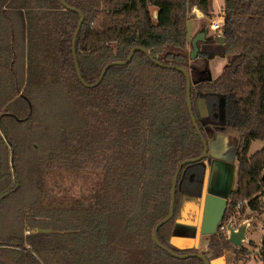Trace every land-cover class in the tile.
<instances>
[{"label":"trees","instance_id":"trees-1","mask_svg":"<svg viewBox=\"0 0 264 264\" xmlns=\"http://www.w3.org/2000/svg\"><path fill=\"white\" fill-rule=\"evenodd\" d=\"M64 1L84 17L75 55L86 83L135 46L190 70L188 8L205 14L211 2ZM222 14L218 32L227 63L216 80L191 84L192 110L204 139L207 127L237 136L236 184L222 221L248 198L264 222V147L249 154L253 140L264 141V0H223ZM78 20L60 0H0V264H203L198 257L175 258L152 240L153 227L168 213L177 165L203 147L187 109L184 74L136 50L128 63L111 65L98 85L85 87L72 56ZM8 124H28L25 147ZM27 146L32 165L26 172L20 154ZM208 157L182 166L173 216L157 230L159 241L177 253L196 252L169 240L183 204L203 196ZM11 170L14 182L6 189ZM218 232L208 235V247L225 264L248 258L246 247Z\"/></svg>","mask_w":264,"mask_h":264},{"label":"rangeland","instance_id":"rangeland-1","mask_svg":"<svg viewBox=\"0 0 264 264\" xmlns=\"http://www.w3.org/2000/svg\"><path fill=\"white\" fill-rule=\"evenodd\" d=\"M222 7H223V0H211L208 12L205 14L201 12L203 16L196 15L198 14L197 12L200 11V9L196 5H192L191 7L188 8L187 20H191L190 22L195 27L193 31L196 30L197 25H198L197 30L199 29L201 30L203 27L206 26V29H204V31L207 33L205 39L198 42L199 50H203L206 53H198L195 57L191 59L189 58L191 69L190 70L188 69V71L190 73L191 81L193 84H196L197 82L202 81V80H210V79L211 81L216 80V78H218L220 74L222 73V70L225 64L227 63V56L224 53L223 43L219 40V32L218 30H214L211 28V24L215 20H217L220 15H222ZM186 28H187V25H186ZM23 51H24V47H23ZM190 51H191V47L189 45V42L186 36L185 54H187L188 56V53ZM22 61L25 64L24 57L22 58ZM201 89H206V88L202 87ZM43 110L44 108H41V111ZM214 117L216 119H220L222 117V112L214 114ZM43 122L44 120L42 117H40V119L38 118V120L35 123V131L40 130L37 128V125L40 126ZM27 126L28 124L20 125V126L15 127V129H13L11 124H8L7 126V128H10L12 131H15V134L19 139L18 142L19 144H22L23 147H25L24 146L25 141H22V139L27 137L25 136L26 133H28ZM205 133H206L207 139L208 138L211 139L217 136L216 134H218L212 127H207L205 129ZM231 135H232L230 138L231 140L230 142L228 141L227 143L228 147H226L225 149H219V151L216 150L217 153L213 156L215 158L216 155L219 154L222 156L221 158L226 159V162H229V164H233L234 162L237 163L236 158H235V151H236V146H237V136L234 134H231ZM262 147H264V141L253 140L249 147V154L253 153L254 151L258 149H261ZM26 148L27 150L22 149V152L20 154L21 156L20 160H22L21 163L24 168L23 171L27 169L26 170L27 172L28 169H30L32 165V153H31L30 147L27 146ZM10 155L11 153L9 151V156H8L9 161L11 159ZM209 158L210 157H208V159ZM3 165H4V159H3ZM234 172H235V169H234ZM232 174H233V171L230 175ZM13 180H14L13 171L11 170V181H10L9 186L6 189L10 188V186L12 185V182H14ZM235 184H236V175L233 179L232 186L234 187ZM206 187H207L206 184H204V191H206L205 190ZM27 195H29V193H27ZM21 197H23V195L18 194V198H21ZM194 211L195 210L193 209L184 207V210H183V214L185 215L184 223H187V220H191L194 218V214H195ZM249 214H251L254 217L252 218L249 229L247 231L248 241L243 243V246L247 248L248 258L246 259L244 258L241 262H243L244 264H261V261L259 260V254H258L260 243H261V238H262V235L259 231V225H260L259 222L262 221L263 214L260 215L257 212L251 213V211L246 212L244 210L242 213L240 212L239 214H237L236 220L239 224L242 220L245 219L246 215H249ZM217 233H219L218 228H217L216 234ZM194 239H195V244H194L195 248L194 247L193 248L195 251L205 250V255L210 257L209 261L211 264H223L222 262L216 259L218 258V256L215 255L217 254V252H215V250L212 248L209 249L208 244L210 241V237L209 236L206 237V235H202L199 232L198 224H197V229H196V234H195ZM225 239H226V235H225Z\"/></svg>","mask_w":264,"mask_h":264},{"label":"water","instance_id":"water-1","mask_svg":"<svg viewBox=\"0 0 264 264\" xmlns=\"http://www.w3.org/2000/svg\"><path fill=\"white\" fill-rule=\"evenodd\" d=\"M60 2L65 8H68V9L75 11L76 13L79 14V20L77 23V27H76L73 39H72V56L74 59V67H75L77 77L79 78V80L81 81V83L85 87L91 88V87L98 85L100 83V81L102 80L104 74L106 73L107 69L111 65H123V64L128 63L131 60V58H132V56L136 50H140V51L146 53L147 56L152 61H154L156 64H158L159 66L167 67V68H174V69H177L178 71H181L184 74L185 81H186V105H187V109H188L192 124H193L197 134L199 135V137L202 140V146L203 147H202V152L200 155H198L197 157L184 159L183 161H181L177 165L174 177L172 179L169 210H168V213L165 215V217H163L160 221H158L155 224V226L153 227L152 240L160 249L168 252L170 255H172L175 258L185 259L188 257H198V258L202 259L203 264H211L209 259H207L206 255H205V250H198L196 252H188V253H177L173 249L162 244L157 237V230L159 229V227H161L162 225L167 223L173 216V213H174L173 212L174 194H175V188H176V184H177V175H178L180 169L182 168L183 165L201 161L202 159H204L208 155V148H209L208 147V140L204 139V137L202 136V133L199 130L198 124L196 122V119H195V116H194V113L192 110V102H191V96H190V89H191L192 81H191L189 71L182 66L165 65V64L155 60L145 48L135 46L129 51L125 60H114V61L107 63L102 68L98 79L94 83L84 82L83 79L81 78L80 68H79L78 62L76 60V55H75V38H76V35L80 29V26L82 24L84 17H83V14L81 13V11L78 10L77 8L70 7V6L66 5L64 0H60ZM197 13H198V14H196L197 16H203V14L200 11H198ZM153 17L154 18L157 17L156 11L153 12ZM204 34H205V32H203V31L199 32L192 39V41H191L192 49L188 53V57L190 59L197 55V51H198L197 42L205 39ZM219 40L222 43L224 42L223 37H220ZM196 105H197V109H198L201 116L207 115L208 111H207L205 101L203 98H199L196 102ZM262 177L264 178V172L262 174ZM196 203L198 205L196 206V208H194V210H195L194 211V213H195L194 218L191 220H187V223H184L185 222V218H184L185 215L183 214L184 209H182L180 211V216H179V218H177V220L173 226V230H172V235H174V236L180 235V233H178L177 228H180V226L185 227L184 225H186V227H188V229H185V231H188V232H186L185 234L187 237L191 238V240H192L191 243H193V241H195L194 237L196 234L197 224L199 225V232L202 235H211V234H215L217 232L218 225L222 221L223 215H224L225 210L227 208L228 199L225 196H221V195L214 194L212 192H208V193L203 194V196H201L200 198L196 199ZM251 219L252 218L242 220L237 225L236 228L230 222H228L226 225V228H227L226 240L234 246H237V247L243 246V243L248 241L247 231L249 229ZM170 244L173 247L178 248V246H176L172 242ZM192 248H193V244H192V246L190 245L188 247H185V249H183V250H189ZM216 259L218 261L222 262L223 264H225L223 257H218Z\"/></svg>","mask_w":264,"mask_h":264},{"label":"crops","instance_id":"crops-1","mask_svg":"<svg viewBox=\"0 0 264 264\" xmlns=\"http://www.w3.org/2000/svg\"><path fill=\"white\" fill-rule=\"evenodd\" d=\"M191 20H187L186 25H187V40L189 42V45L191 47V41L192 39L195 37V35H197L199 32H201V30H197V28L195 31L194 30V26L192 25V23L190 22ZM199 42V41H198ZM198 42H197V47L199 50V46H198ZM192 49V47H191ZM217 136L213 137V138H208V155H209V159H207V166H206V173H205V181L204 184H206V191H204L203 188V194L208 193V192H212L214 194L217 195H221V196H225L228 198V194L230 192V190L233 188L232 183H233V179L235 177V175H237V169H238V165L237 163H233V164H229V162H226V159H222L221 155L217 154L216 157L214 158L213 156L217 153L216 150L219 151V149H225L226 147H228V141L230 142V138H231V134H216ZM213 157V158H212ZM237 168V169H236ZM235 169V172H234ZM233 171V174L230 175ZM235 173V174H234ZM198 204L196 203L195 200H188L183 204V208H189V209H193L196 208ZM184 225V224H183ZM180 226V228L178 229V233H180V235L174 236L171 235L169 242L175 244L176 246H178L177 249L179 250H183L185 249V247L188 246H192L195 248L194 244L195 241L192 242L190 237L186 236V232L185 229H188V227H186V225ZM208 235H206L207 237Z\"/></svg>","mask_w":264,"mask_h":264},{"label":"built area","instance_id":"built-area-1","mask_svg":"<svg viewBox=\"0 0 264 264\" xmlns=\"http://www.w3.org/2000/svg\"><path fill=\"white\" fill-rule=\"evenodd\" d=\"M222 23H223V14L220 15L218 17V19L215 20L211 24V28L214 29V30H219L221 28V26H222ZM248 200H249L248 198H244V199H241V200L237 201V203H236V205H235V207L233 209L232 214L226 220L221 221L220 224L218 225V230L219 231L223 232L226 235V231H227L226 225H227L228 222H230L235 228L237 227L238 222L236 220V216H237V214L240 213V210L242 208H244V210L246 212L247 211H250V209L248 207ZM251 213H252V211H251ZM251 221H252V219H251ZM259 223H260V225H259V231H260V233L262 235V238H263L264 237V222L261 221ZM262 238H261V240H262ZM240 264H244V263L241 262Z\"/></svg>","mask_w":264,"mask_h":264},{"label":"flooded vegetation","instance_id":"flooded-vegetation-1","mask_svg":"<svg viewBox=\"0 0 264 264\" xmlns=\"http://www.w3.org/2000/svg\"><path fill=\"white\" fill-rule=\"evenodd\" d=\"M204 29H206V26L203 27V28L201 29V32H202V31L205 32ZM206 34H207V33L205 32V34H204L205 37H206ZM220 37H222V36L219 35V38H220ZM200 41H201V40H200ZM200 41H199V42H200ZM198 46H199V45H198ZM198 53H206V52H204L203 50H198V51H197V54H198Z\"/></svg>","mask_w":264,"mask_h":264}]
</instances>
